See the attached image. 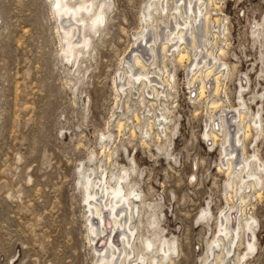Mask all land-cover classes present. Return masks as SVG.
Returning <instances> with one entry per match:
<instances>
[{"label":"rangeland","instance_id":"obj_1","mask_svg":"<svg viewBox=\"0 0 264 264\" xmlns=\"http://www.w3.org/2000/svg\"><path fill=\"white\" fill-rule=\"evenodd\" d=\"M88 1L110 9L100 32L85 31L91 47L76 61L67 60L63 52V29L76 23L64 18L53 0H0V264H98L90 233V220H97L84 201L82 183L92 171L98 179L103 170L110 176L124 169L130 170L131 185L142 195L140 218L136 214L133 221L138 227L137 253L144 250L142 240L157 234L177 245L172 260L163 264H220L218 255L225 257L223 264H238V258L247 254L241 264H264V185L252 192L228 186L222 143L212 145L204 138L214 130L206 128L208 117L219 109H240L243 78L242 98L249 103L245 113L250 114L243 127L252 124L249 117L259 109L263 127L253 129L245 141V158L256 155L264 164V0L210 3L211 20L220 19L221 24L213 29L217 24L212 23L211 32H221L219 39L208 36L212 44L206 49L228 67L221 89L218 96L200 100L197 93L191 94L188 61L178 63L175 53V59L167 61L175 74L169 102L143 95L139 83L129 94L115 85L124 58L135 48L142 15L156 3ZM255 27L261 28L262 36ZM203 32L201 24L197 35L202 46ZM75 33L77 38L82 31ZM142 97L150 103H141ZM212 101H218L219 108L214 109ZM164 102L170 110L171 138L160 145L157 127L152 138L145 139L143 133ZM163 145L178 162L159 152ZM235 147L233 140L227 149L236 150L240 162L244 153ZM229 207L255 219V251L247 248L243 234L235 245L229 244V256L213 244L221 237V215ZM153 217L160 220L157 226L150 225Z\"/></svg>","mask_w":264,"mask_h":264},{"label":"bare ground","instance_id":"obj_2","mask_svg":"<svg viewBox=\"0 0 264 264\" xmlns=\"http://www.w3.org/2000/svg\"><path fill=\"white\" fill-rule=\"evenodd\" d=\"M71 1L72 0H53V3L60 13H64V15L62 14L64 18L74 19L73 22L76 23L75 26L69 29H63L65 35L63 52L67 60L74 58L77 61L79 57L91 47V37L86 34L85 31L88 29L92 31L94 29L96 33L100 32L102 26L106 23L107 10L110 9V5L105 7L104 5L98 6L94 1L88 0H83L81 3L72 5ZM153 1L156 3L155 8H153V4L148 5L149 7L147 8L150 9V12L145 9L142 15L141 30L135 35V48L131 50L127 56L125 55L126 57L122 62L124 67L115 80L116 90L123 94H129L132 93L135 88L134 86H136L135 84L139 83L141 86L139 90L142 91L143 95L147 94L156 99L163 97L167 101L170 100L169 98L172 97L170 89L173 85L171 80H175V74L169 70L171 68L168 67L167 61L175 57V53H177L178 59H176L179 61L178 63L188 61L187 66H185L189 77L188 83L190 85L191 94L192 92L197 93V98H199V100L210 98L213 94L217 95L221 89V80H223L222 78L226 75V71L228 72V67L226 63H222L220 58H217L218 56H214L213 53L206 49L207 44L211 43V39H209L208 36L211 34L213 37H218V34L221 32H211L212 23L217 24V27L213 29H220L221 26L220 19L216 18L214 22L211 20V13L208 9L210 3H216L215 0ZM106 7L108 8L105 9ZM87 16H89L88 19L86 18ZM201 24H204L203 46L200 40L198 41L197 35ZM258 26L257 24L256 27ZM78 29H81L82 33L76 38V34L78 33H75V31ZM224 31L222 33L227 32ZM255 31L258 36H262L263 32L260 27L256 28ZM151 35L152 38L150 37ZM204 49L207 52L206 56L203 55ZM223 53L221 56H223ZM243 80L245 79H241L240 109L237 108L230 111L223 108L221 110L219 109L213 116L208 117L209 119L206 120V128L212 127L214 130L211 129L206 132L204 138L208 143H213L212 145H216L218 141L222 143L224 173L229 176L227 185L232 187L235 186L242 191L249 190L252 192L251 190H255L257 187L264 185V164L261 163V160L256 155H252V159L245 158L247 155L244 145L247 139H251L250 136L252 137L253 129L260 131L262 127V111L259 109L252 117H249L250 114L247 112V114H249L248 117L252 118V124H249L247 128L243 127L244 120H246L247 116L245 111L249 110V103L246 99L242 98V93L246 89ZM118 91L116 92L118 93ZM145 100L146 97L143 98L141 103L146 105L147 102H145ZM196 101L198 100L195 99V102ZM152 102L153 101H151V103ZM217 102L212 101V103H210L211 106L215 107L214 109L219 108ZM157 105L158 102L155 106L157 107ZM162 106V109L158 106L161 109L160 114L154 116L153 122V119L150 120V123H153L149 125L151 126L150 129L143 133L145 139L149 137L152 138L151 135H153L152 133L155 131L153 127H157L155 134L156 140L160 145L164 144V140L168 142L169 135L171 134H169V131L171 130L170 125L172 122L170 119L171 117L169 118L170 110L166 103L164 102ZM146 107L148 108L149 106ZM234 113L235 116L233 117ZM145 120H148V118ZM149 126L147 124V127ZM121 127L123 128V126H120V128ZM233 140H235L237 147H242L241 149L244 153V155H242L244 158H242L243 160L240 162H238V152L236 150L229 152L227 149V146L230 144L232 145ZM145 145H147L146 141ZM158 150L159 152L165 153V156L168 158L172 157V161L178 162L176 156L170 155L169 151L171 150L166 149L164 145L160 146ZM219 170L222 172L223 167ZM95 174L96 171L87 174L82 184L85 188L84 201L88 204L89 213L91 217L94 218L93 220H97V223L90 220V233L92 235L91 240L99 257L98 264H131L132 262L134 264V262L137 263V261H139V264H163L166 263L165 261L167 260H172L171 255L177 253L175 241H170L165 237L159 238V235L155 234L156 231L154 233L156 235L155 239L148 238L141 241L144 250L143 252L137 253L135 241L137 240L136 233L138 227L136 228V225H133V221L136 218V214L140 218L141 212H139L140 207L138 203L142 202V195L136 190V185H131L130 178L132 173L130 170L124 169L121 173L111 172V175L109 174L110 176H107L105 170H103L101 172V177L98 179L93 178ZM237 191L238 189L236 192ZM100 192L101 196H99ZM209 214L211 215V212L208 214L206 213L202 217ZM243 217L245 219H243ZM157 218L153 217L150 223L151 226L158 225L159 219L157 220ZM255 223L256 221L254 218H246L243 210L240 211L239 214V211L234 209V207H229V210L223 211L221 215L219 224V234L221 237L215 240L213 244L216 248L221 249L222 252L227 250L226 253H228L229 256L231 252L229 244L231 246L235 245V240L238 237L241 238L240 235L243 234L247 241V248L253 251L256 249L254 243ZM117 233H120V240H118L121 243L120 245H118V241L116 240ZM158 241L160 244L159 246L157 245V247L156 243ZM117 254L119 256H117ZM247 255L239 257L238 264H241L242 261L246 259ZM217 257L218 260H220V264L225 262L224 256L220 257L218 255Z\"/></svg>","mask_w":264,"mask_h":264}]
</instances>
